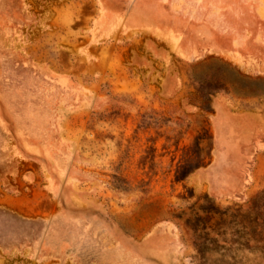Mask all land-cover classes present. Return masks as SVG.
I'll list each match as a JSON object with an SVG mask.
<instances>
[{
	"label": "rangeland",
	"instance_id": "rangeland-1",
	"mask_svg": "<svg viewBox=\"0 0 264 264\" xmlns=\"http://www.w3.org/2000/svg\"><path fill=\"white\" fill-rule=\"evenodd\" d=\"M260 1L0 0V264H264Z\"/></svg>",
	"mask_w": 264,
	"mask_h": 264
},
{
	"label": "trees",
	"instance_id": "trees-1",
	"mask_svg": "<svg viewBox=\"0 0 264 264\" xmlns=\"http://www.w3.org/2000/svg\"><path fill=\"white\" fill-rule=\"evenodd\" d=\"M214 214L219 213V209H212ZM210 212V211H209ZM228 211H225L224 215H227ZM238 215L241 217V226L244 228V231H248V226H250V233L244 232V238H246V243L241 244L240 249L236 251H249V252H258L264 257V191L257 195L251 203V208L247 213H241L238 210ZM197 222H201V218H197ZM248 225V226H247ZM194 234H198L197 229H192ZM203 234V233H201ZM199 239H201V235H197ZM209 236V235H207ZM251 241L254 242V246H250ZM215 244V241H213ZM198 248L199 254L201 256L204 254V251L196 245ZM216 247L210 249L211 251H215ZM228 249V248H227Z\"/></svg>",
	"mask_w": 264,
	"mask_h": 264
},
{
	"label": "crops",
	"instance_id": "crops-1",
	"mask_svg": "<svg viewBox=\"0 0 264 264\" xmlns=\"http://www.w3.org/2000/svg\"><path fill=\"white\" fill-rule=\"evenodd\" d=\"M259 7L262 9L263 13L260 15V18L264 20V0L260 1ZM235 47L241 49L242 41L239 39L238 42L234 44ZM215 54V53H214ZM239 54V66L242 68L245 74L247 75H255V76H264V59L260 56H255L253 59L248 61L245 56H243L240 52ZM264 122V120H263ZM227 124H230L228 120H226ZM227 128V126H226ZM228 129V128H227Z\"/></svg>",
	"mask_w": 264,
	"mask_h": 264
}]
</instances>
